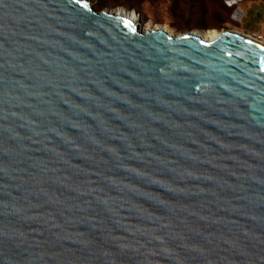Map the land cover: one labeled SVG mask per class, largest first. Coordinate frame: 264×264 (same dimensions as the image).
Masks as SVG:
<instances>
[{"label":"water","instance_id":"95a60500","mask_svg":"<svg viewBox=\"0 0 264 264\" xmlns=\"http://www.w3.org/2000/svg\"><path fill=\"white\" fill-rule=\"evenodd\" d=\"M0 264H264V44L0 0Z\"/></svg>","mask_w":264,"mask_h":264},{"label":"rangeland","instance_id":"374dc122","mask_svg":"<svg viewBox=\"0 0 264 264\" xmlns=\"http://www.w3.org/2000/svg\"><path fill=\"white\" fill-rule=\"evenodd\" d=\"M102 9L123 7L137 13L142 30L166 26L173 34L209 29H239L241 0H88ZM240 30V29H239ZM242 31V30H241Z\"/></svg>","mask_w":264,"mask_h":264},{"label":"crops","instance_id":"0c3cea01","mask_svg":"<svg viewBox=\"0 0 264 264\" xmlns=\"http://www.w3.org/2000/svg\"><path fill=\"white\" fill-rule=\"evenodd\" d=\"M238 13L240 30L264 37V0H241Z\"/></svg>","mask_w":264,"mask_h":264},{"label":"bare ground","instance_id":"6f19581e","mask_svg":"<svg viewBox=\"0 0 264 264\" xmlns=\"http://www.w3.org/2000/svg\"><path fill=\"white\" fill-rule=\"evenodd\" d=\"M114 11L116 13H122L124 11V13L126 15H129L134 21H137V19H138L137 13L135 11H132V10L131 11H128L127 9H124L123 7H118ZM158 27H162L165 30H167L169 33L173 34L170 30H168V28L166 26H158ZM229 30L232 33L239 34V35H242V36H246V37H248L250 39L257 40V41L261 42L262 44H264V39L263 40L262 39L260 40V39L256 38L252 34L246 33V32L241 31L239 29H229ZM219 33H220V30H217V29H209L208 31H206L203 34H199V33H197V34L200 35L203 39L212 40V39L216 38L219 35Z\"/></svg>","mask_w":264,"mask_h":264},{"label":"trees","instance_id":"16d2710c","mask_svg":"<svg viewBox=\"0 0 264 264\" xmlns=\"http://www.w3.org/2000/svg\"><path fill=\"white\" fill-rule=\"evenodd\" d=\"M103 6H104V5L100 3V4H96V5L94 6V8L102 9Z\"/></svg>","mask_w":264,"mask_h":264},{"label":"built area","instance_id":"2783aa9c","mask_svg":"<svg viewBox=\"0 0 264 264\" xmlns=\"http://www.w3.org/2000/svg\"><path fill=\"white\" fill-rule=\"evenodd\" d=\"M254 36H255L256 38L260 39V40H261V39H262V40L264 39V37H263L262 35H254Z\"/></svg>","mask_w":264,"mask_h":264}]
</instances>
